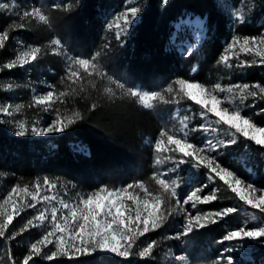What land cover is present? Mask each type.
<instances>
[{
    "label": "trees",
    "instance_id": "trees-1",
    "mask_svg": "<svg viewBox=\"0 0 264 264\" xmlns=\"http://www.w3.org/2000/svg\"><path fill=\"white\" fill-rule=\"evenodd\" d=\"M29 3L36 0H20ZM57 0H48L50 25H41L35 21H21L5 12H0V33L9 31L6 46L0 50V105L19 98L25 107L16 118L27 117L29 126L36 120V112L30 105L28 81L38 75L54 83L58 91H67L69 95L56 101L60 110H71L81 114V119L71 125L61 135L54 137L56 149L48 154L43 141L31 142L24 138L12 137L6 124L0 122V170L11 182H32L40 174L61 173L79 184L105 185L116 188L121 183L148 173V151L144 148L145 139L155 134L161 121L160 106L143 108L121 90L115 89L117 98L109 99L103 92L105 85L93 89L86 86L80 92L78 85L62 82L61 70L54 56H40L37 67H19L11 70L3 64L11 60L16 53V46H38L41 49L53 37L61 41L63 49L74 57L90 58L99 49L100 64L113 78L133 89L157 90L169 84L175 77L197 82H208L215 76V65L223 51L225 40L234 36L258 37L264 33V0L253 5V11L243 12L244 22L231 23L227 6L238 9L244 0H169L163 5L161 0H132L141 9L140 20L133 24L130 32L120 41L106 31V22L113 12L118 14L125 7L127 0H63L71 2L68 8H52ZM249 2L250 0H246ZM251 2V1H250ZM52 3V4H51ZM55 5V4H53ZM240 8V7H239ZM185 12L206 17L210 38L203 45L200 58L196 54L184 56L175 48L169 47L173 22ZM23 24L15 30L8 26L13 22ZM109 41L108 48L104 44ZM198 62L200 70L191 76V67ZM30 68V69H29ZM250 80L264 86V65H254L248 73ZM4 81H13V90L3 88ZM68 81V80H67ZM105 81V80H104ZM96 83V84H97ZM72 88H76L75 93ZM27 89V91H26ZM258 105L252 107L250 116L254 122L264 126V99L259 90ZM14 104V103H13ZM95 104L96 108L91 109ZM188 105L198 109L200 106L192 101ZM72 114L68 115L71 116ZM8 125V124H7ZM239 135V134H238ZM81 141L89 149L88 154L75 153L71 142ZM240 145L251 150L254 164H264V149L239 136ZM246 176V175H245ZM218 199L210 206L216 210L224 207L238 206L235 194L227 189L223 181H216ZM32 211L26 209L15 216L5 238H0V264H22L28 254L31 243L38 237L35 228L21 229L30 219ZM243 214L229 215L217 224H210L190 236L185 237L180 252L195 258L206 252L208 244L218 242L229 231L241 226ZM252 215L246 216L247 218ZM16 233L15 239H8ZM181 244V242H180ZM255 264H264V245L254 250ZM156 252L150 258L132 255L127 259L101 256L95 253L88 257L58 256L49 261L44 249L39 257H34L29 264H162Z\"/></svg>",
    "mask_w": 264,
    "mask_h": 264
},
{
    "label": "snow or ice",
    "instance_id": "snow-or-ice-1",
    "mask_svg": "<svg viewBox=\"0 0 264 264\" xmlns=\"http://www.w3.org/2000/svg\"><path fill=\"white\" fill-rule=\"evenodd\" d=\"M161 2L163 5H167L169 0H161ZM15 6V3L9 5L8 3L0 2V10L12 12ZM57 7L59 6L52 5L53 9ZM140 11L139 7L133 6L115 17L114 23H108L107 28L109 31L114 27L117 29L115 32L117 41L121 40L122 34H126ZM18 15L21 21H35L45 26L51 23L50 16L40 7L24 10ZM235 15L237 21L240 23L244 22V16L240 12L235 13ZM23 26V24L17 25L14 21L8 27L15 30L16 28H23ZM8 39V30L0 33V50L5 48ZM50 43L55 46L53 54L59 55L60 53L56 49L62 46L61 41L53 39ZM237 46H239L240 52L259 57V62L264 64V35L244 37L242 39L234 37L226 46L225 52L218 63L224 64L225 67H232L233 65L229 61L232 56L236 55ZM105 48H107V45H105ZM41 51L42 49L38 46H29L10 62L4 63L3 68L9 70L18 66L23 68L37 61ZM100 57L101 52L97 51L90 58H69L66 78L71 84L78 85L80 92L85 91L83 84L85 79H87V84L93 89L97 88L96 79H99L100 81L107 80L108 85H115V89L126 93L145 109L153 108L154 101L180 104L182 99H187L195 102L203 109L200 113L203 119L207 120V113H211L216 117V120L199 126L205 134L209 131L216 133L218 129L213 125L222 124L227 126V135L232 137V139L226 141L218 140L216 137L208 138L206 135L205 140L200 145L189 142L187 138L189 133L186 131L189 128L187 123L189 117L187 116L180 120L181 127L179 132L182 135L170 133L167 130L161 131L159 139H156L153 145V151L156 153L154 167L162 165L165 160L170 161L173 167H170L167 172H157L151 177L159 186L160 191L158 194H153L145 182L134 181L118 189H110L106 185L101 186L86 195L79 196L78 202H67L63 198L57 200L55 195L41 196V184L39 182L33 186L35 191H31L28 185L23 187L20 185L13 186L6 197L2 198L3 202L0 203V238H5L10 225L13 223L14 216H19L27 208L36 209L37 204L41 202H45L50 206L37 209L36 214L28 219L21 229V232L29 227L45 229L42 237L31 243L28 254L23 257L22 264H29L30 261L34 260V257L41 256L42 246L46 248L50 244H54L55 250L45 254L49 261L58 256L92 255L97 252L111 253L124 258L134 254H137L140 258H150L157 246L155 240H149L142 248H139L137 253H134L133 249L138 246L137 242L140 241L141 237L161 228L169 217L173 215H181L183 217L180 231L176 235L169 237V239L180 240L204 229L210 224L219 223L231 214L239 212L240 208L238 206H229L215 211L198 210L193 214L189 208L185 207L189 205V202H192L191 209H196L198 204L213 202L218 199L216 192L219 189H213L210 194L201 196L200 193L208 188V184L202 183L181 199L178 190L185 181L179 178H167L169 173L179 175L181 165H189L191 170H195L186 178L187 181H194L197 178L196 173L201 168H204L207 170L208 181L215 182V178L218 177L227 186V189L235 194L238 202H242L243 206L264 214V186L246 182L232 170L223 166L215 155H212V153L218 152L221 146L226 147L236 144L237 134L246 141H251L259 148L264 149V126H259L251 117L242 115L241 109L248 96H257V92L250 91V88L258 89L259 93L262 94L261 98L264 99V86L259 83L252 85L236 83L228 86L216 83L209 88L200 82L177 79L163 89V92H142L126 87L125 83L110 76L100 64ZM256 63V60L251 62L242 61L237 66L241 67L245 64L251 66ZM8 88L10 89L11 85ZM115 89L111 86H105L103 92L109 99H113L117 98ZM76 91V88H72L73 93ZM164 93L169 94L171 100L166 99ZM217 93H225L226 95L221 99ZM67 95H69L67 91H61L57 95L54 90H50L43 95L35 96L29 106H44V111L47 112L51 109L55 100H60L63 103L61 98ZM237 100L239 104L236 103ZM24 107L23 104L0 105V115L12 117ZM95 108L96 105L92 104L91 109L94 110ZM81 118L79 112L73 111L71 116H61L59 110H57L55 119L45 127L32 126L31 133L33 135L60 134ZM17 128L16 135L19 137L26 136L29 132L27 124L23 121L17 122ZM197 130V128L191 129L193 132ZM80 151H84L83 147L80 148ZM162 152H172L178 155L167 156L162 159L160 155ZM43 186L49 191L56 188V184L47 178L44 179ZM130 189H139L143 192V196L139 195V193L130 192ZM17 197L19 198V203L17 202ZM25 197H30L31 203H27ZM171 199L175 200L174 206L168 202ZM129 200L135 206L134 215H132V206L127 204ZM53 201H56L59 207L51 206ZM9 207L11 211H9ZM49 212L50 222L46 223V221H49ZM262 219H264V215H262ZM15 235L16 233H11L8 239H15ZM52 237H55V240ZM224 242L264 244V223L254 227L241 226L231 230L218 241L221 244ZM232 250V248L227 249L229 252ZM175 260L187 264L186 256L177 255ZM214 264H222V261L217 260ZM227 264H233L231 257L227 258Z\"/></svg>",
    "mask_w": 264,
    "mask_h": 264
},
{
    "label": "rangeland",
    "instance_id": "rangeland-1",
    "mask_svg": "<svg viewBox=\"0 0 264 264\" xmlns=\"http://www.w3.org/2000/svg\"><path fill=\"white\" fill-rule=\"evenodd\" d=\"M47 1L48 0H36L33 2H29V3H22V1L20 0H0V2L8 3L9 5H12L13 3H15L16 5L15 8L12 9V12H9L7 10H0V12H5L8 15H12L13 17H16V19H20L18 13H21L24 10H29L33 7H40L47 14H49L51 10V9L49 10V8H51V6L47 4ZM250 1L247 2L246 0H244L242 4L239 6L240 8L238 7V9H232L227 6L228 13L231 19V23H234L237 20L235 13L240 12L242 15H244L243 12L246 10L245 8L248 9L249 6L250 8L247 10V12L251 13V11H253V5H256L259 2L261 3L263 2V0H250ZM53 4L59 6L57 7L58 9H63V8L66 9L72 5L71 2H64L63 0H57ZM133 6L137 7L136 3L135 2L133 3L132 0H127V4L125 5V7L120 8L118 14H115L113 12L112 17L109 20H107L106 25H105L106 31L110 34V36L112 35L115 36V32L117 31V29L114 27L111 31H109L107 28L108 23H114L115 17L121 15L123 12H125L126 9L131 8ZM139 20H140V17H139V14H137V17L135 21L133 22V24L138 23ZM172 26H173V30L170 35L169 47L175 48V50L181 55L190 56L192 54H196L198 58H200L201 49L203 45L205 44V42L210 38L209 33H208L207 18L200 16L198 14H195V13L185 12L182 16H180L177 20L173 22ZM131 27L128 29L126 34H122V36L127 35L130 32ZM262 35H264V33ZM234 37H240L242 39L247 36L234 35L226 39L221 56L224 54L226 46L232 41ZM53 39H58V38L53 37L51 40ZM51 40L46 42V44L43 46L39 57L40 56H44V57L54 56L53 58L56 60V63L57 65H59V68L61 70V78L63 82L64 83L69 82L71 84V82L69 80L67 81V78H66L67 67L69 64V58L70 57L76 58V57L66 52V50L63 49L62 46L59 49H56V51L60 53L59 55L53 54V49L55 48V46L51 45L50 43ZM108 44H109V41L106 42L104 45H107V48H108ZM27 48L28 47H25V46H22V47L16 46L17 51L13 55L11 60L15 58L16 55L26 50ZM98 51L101 52L102 50L99 49ZM235 51H236V55L232 56V58L229 61V63L233 65L232 67L230 68L225 67L224 64L217 62V64L215 65V68H216L215 76L213 78H208L207 80L208 82H205V83L200 82V83L208 86L209 88H211V86L215 85L216 83H220L223 86H228V85H232L236 83H240V84L248 83L249 85H252L251 83L253 81L250 80L251 78H249L248 76L250 69L254 65H264V64H261L259 62L260 61L259 57H255L254 55L245 54L243 52H240L239 46H237ZM219 60L220 58L218 59V61ZM252 60H256L257 63L252 64L251 66H248L247 64L241 67L237 66V65H240L242 61L251 62ZM37 64L38 62L34 61L26 65L23 68L19 66L18 67L21 69H26L27 67H37ZM193 69H195V71H193ZM199 70H200L199 63L198 62L194 63L191 67L190 75L191 76L196 75L199 72ZM177 79H182V78L175 77L174 80H172V82H170L169 84H172ZM186 80L190 82H197V81H193L189 79H186ZM97 81L102 82V84L105 86H111V85H108L107 80L100 81L99 79H97ZM12 82L13 81H4L3 88L6 91L11 92L13 90ZM99 82L98 83L96 82L97 86L100 85ZM83 84L85 88L86 86H88L87 79L83 81ZM169 84L162 85L161 87H158V89L154 91L163 92V89H165ZM9 85H11L10 89L8 88ZM50 86L52 87L50 88ZM28 88L30 90V95H29L30 105L32 104L33 98L35 96L43 95L50 90H54L55 93L58 95L59 93L58 90L60 89L54 83L49 82L47 79L43 78L40 75H38L36 78L33 77L31 80L28 81ZM135 90H139L142 92L144 91L151 92V91H148L142 88H137ZM250 91L257 92V89L250 88ZM217 94L219 95L221 99H223V97L226 95L225 93H217ZM124 95H126V93H124ZM164 95L166 99L171 100V96L169 94L164 93ZM259 97L260 96L258 92H257L256 97L248 96V98L244 102V105L241 106L242 115L251 117L250 111L252 107L258 105ZM12 99L13 101H9L2 105L20 104L19 98L13 97ZM56 101L57 100H55V102L52 104L51 109H49V111L47 112L44 111V106H32L31 108L34 110V112H36L37 117H36V120H34L33 123H31V126L28 125L29 119L27 117H22V118L17 117L16 118V113L12 117L0 115V121H2L1 123L4 124V122H6V118H8L7 119L9 120V122L7 123L8 125L6 124L8 132L12 137H15V138L19 137L16 135V131L18 130L17 122L18 121L25 122L29 128V132L26 136L19 137V138H24L28 141H31L32 143L41 140L44 142V148L46 152L48 154H52L53 151L56 149V145L53 142V138L61 135L62 133L47 134V135H33L31 133V127L34 125L37 127L47 126L53 119H55L57 110H59V113L61 114V116L70 115L73 113V112H70L71 110H67V111L60 110L59 107L56 105ZM187 101H190V100L182 99L180 104L163 103L160 101L153 102L154 105L156 104L157 106H160L161 121H159L160 123H159L157 132L151 136H148L144 142V148L146 147V150L148 151V157H147L148 173H140L139 177H136L135 179L130 178L126 180V182L118 185L116 188H110V189H118V188L126 186L128 183H132L134 181H142V182H145L146 186L150 189V191L153 192V194H158L160 191L159 186L155 183L154 180L151 179V177L157 172H167V170L170 167H173V165L171 164L170 161L165 160L162 165L154 167L156 153L153 151V145H154L155 140L159 139V133L161 131L167 130L170 133L182 135V133L179 132V129L181 127L180 120L183 119L184 116L189 117V120L187 121V123L189 124V128L186 130L189 133L187 137L189 142L200 145L205 140L206 135L208 138L216 137V139L218 140L226 141V140L232 139V137L227 135V126L222 125V124L213 125L214 127L218 129L216 133H212L209 131L207 134H205L204 131L199 128V126L201 124L216 120V117L213 116L211 113H207V120L203 119L200 115L203 109H201L200 107L198 109H195L194 107L186 104ZM236 103L239 104V101L237 100ZM256 124L259 126H263L258 123ZM192 128H197L198 130L193 132L191 131ZM165 141H166V137H165ZM240 143L241 142L239 141V135L237 134L236 144L229 145L226 147L221 146L220 150L216 153H212V155H215L223 166L232 170L237 176L244 179L246 182L253 183L258 186H264V164L255 165L254 158L253 156H251L253 155L251 150L247 147L241 146ZM81 147H83L84 151H80ZM71 149L75 153H82V154L89 153L88 147L86 146V144L82 143L81 141L71 142ZM160 155H161V158L163 159L164 157L177 156L178 154L172 153V152H162ZM194 171L195 170L190 169L189 165H181L179 175H177L176 173L168 174L167 178L169 179L179 178L185 181L184 183H182L181 188L178 190L180 193L181 199L186 197L187 194H190V191L192 189H194L195 187L199 186L202 183L208 184V188L205 189L202 193H200L201 196L205 194H210L213 189H216L215 184H216V181L219 180V178L216 177L215 182L208 181L207 180V170L204 168H201L200 171L196 173L197 178L194 181H187L186 178L190 175L191 172H194ZM45 178L55 183L56 188L52 189L51 191L47 190L43 186V181ZM37 182L41 184V192H40L41 196L55 195L57 197V200L60 198H63L67 202H78L79 196L86 195L98 189L101 186H105V185L107 186V184L99 185V186L79 184L76 181L68 178L66 175H63L58 172L53 173V174H40L36 178H34L32 182L16 181V182L9 183V181L6 179L5 174L0 170V203L3 202L2 198L6 197L7 193L11 190L13 186L20 185L21 187H23L24 185H28L31 191H35V188L33 186ZM129 191L139 193V195L143 196V192H141L139 189H134V190L130 189ZM257 195H259V193H257ZM216 196L218 197L217 192H216ZM166 199L168 198L166 197ZM25 201L27 203H31L30 197H25ZM215 201L207 203V204H198L196 209H191L192 202H189V205H186L185 207L189 208L193 212V214H195L198 210L215 211L216 210L215 208L208 207L212 205ZM17 202L19 203L18 197H17ZM168 202L170 205H173V206L175 205L174 199H171ZM127 204L132 206L133 208L132 215H134L135 206L132 204V201L130 200L127 201ZM51 206L59 207L56 201H53ZM43 207H50V206L47 205L45 202H41L37 204L36 209L27 208L32 211V213L29 214V217L32 218L36 214L37 209H40ZM238 207L240 208L238 213L245 215L244 220L241 223V226L254 227V226H258L264 223V219H262V215L264 214H260L257 210L251 209L247 206H243L242 202L238 203ZM9 211H11L10 207H9ZM48 215H49V221H46V223L50 222V212L48 213ZM249 215H252V216L247 218L246 216H249ZM182 222H183V217L181 215H173L169 217L167 221L164 222L161 228L157 229L156 231L149 232L144 237H141L140 241L137 242L138 246L133 249V252L137 253L139 248H142L149 240H155L157 242V246L155 247L153 252H156L157 255L161 257V261H163L162 264H184V262L175 260V256L177 255L186 256L187 264H214V262L217 260H221L222 264H227L228 257L232 258L233 264H255L254 250H256V247L264 245V244H257L253 242H247L245 244H241L238 242H233V243L224 242L223 244H221V243L215 242V243H210L207 245V247H205L206 252H203V253L201 252V254L196 256L195 258H192V257L190 258V256H188L187 254L180 252V248H181V245L184 243L185 237L180 240L169 239V237L176 235L180 231ZM35 231L37 233L36 236L39 239L42 237V233H44L45 229L35 228ZM52 239L55 240V237H52ZM228 248H232L233 250L229 252L227 251ZM42 249H44V254H46L52 250H55V246L54 244H50L46 248L42 246ZM97 253L101 256H109V257H113L117 259H127L124 257H118L115 254H111V253H103V252H97ZM88 256H91V255H72L71 257L80 258V257H88ZM134 256H138V255L134 254Z\"/></svg>",
    "mask_w": 264,
    "mask_h": 264
}]
</instances>
